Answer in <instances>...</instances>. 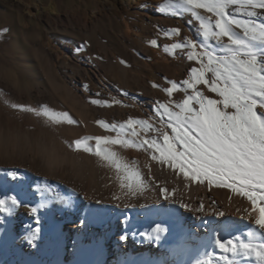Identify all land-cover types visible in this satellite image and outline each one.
I'll use <instances>...</instances> for the list:
<instances>
[{
  "label": "bare ground",
  "instance_id": "1",
  "mask_svg": "<svg viewBox=\"0 0 264 264\" xmlns=\"http://www.w3.org/2000/svg\"><path fill=\"white\" fill-rule=\"evenodd\" d=\"M89 1L101 11L92 26H88L91 22L87 11L80 4L65 9L64 15L55 16L58 24L52 33L70 49L75 62H63L57 67L55 62L45 61L48 54L38 34L36 55L42 62L19 63L24 73L30 76L36 73L37 81L23 88L19 79L0 73V198L16 195L22 202L12 214L0 213V262L198 264L207 259L206 251L210 255L220 254L214 243L221 232L216 228L217 221L232 225L229 231L222 232L224 239L243 236L246 240L250 226L259 231L252 221L242 219L256 216L254 212L249 214L251 201L230 189L185 179L182 174L158 165L141 149L115 145L114 150L120 151L146 176V165L150 166L155 178L154 184L142 193L125 195L118 178L124 173H118L94 152L86 153L73 146L75 139L85 135H115L97 123L101 119L119 123L130 117H151L155 122L153 101H178L185 94L181 84L169 97L164 91L170 86L168 81L182 82L190 68L199 65L189 61L184 52L188 62L184 73H179L177 64L158 65L155 70L143 58L152 55V45L158 48L170 45L183 36L202 42L196 26L187 23L189 14L179 18L159 11L157 6L164 0ZM123 15L149 31L150 38L129 37ZM74 16L78 17L77 22ZM176 26L182 29L180 37L164 35L166 29ZM154 39L158 41L155 45L151 43ZM199 87L212 98H219L208 86ZM77 90L88 95L89 100L78 95ZM115 98L126 100L130 109L119 110V115L113 116ZM92 99L108 104H93ZM12 104L25 108H13ZM44 105L68 111L78 123H56L37 115L43 112ZM42 135L54 142L50 166L37 155V141ZM89 143L95 147V141ZM13 170L18 172L15 180L6 174ZM155 184L176 191L170 200H165ZM201 204L203 210L198 211ZM31 207L38 208L35 216L30 213ZM216 212L225 215L217 216ZM156 224L167 229L159 238L153 234ZM236 224L240 225L238 229ZM244 225L247 229L240 232ZM37 227L40 231L33 238L31 233ZM124 236L127 238L123 239ZM239 259L240 264H257L254 258ZM212 264L217 261L212 260Z\"/></svg>",
  "mask_w": 264,
  "mask_h": 264
},
{
  "label": "snow or ice",
  "instance_id": "2",
  "mask_svg": "<svg viewBox=\"0 0 264 264\" xmlns=\"http://www.w3.org/2000/svg\"><path fill=\"white\" fill-rule=\"evenodd\" d=\"M157 7L174 17L189 14L187 23L195 25L198 37H202L201 42L199 38L183 36L164 46L173 52H184L189 61L199 65L191 67L182 82L170 80V86L164 89L171 97L182 84L183 98L153 101L155 122L151 117H130L119 123L98 120V124L116 134L85 135L75 139L73 146L86 153L94 152L118 173H124L118 178L125 195L142 193L154 184L155 178L151 176L150 166L146 165V176L120 151L114 150L115 145L141 149L158 165L182 174L185 179L230 189L251 201L254 211L257 202H261L257 216L242 217L252 221L259 231L250 226L246 240L243 236L224 239L222 232L229 231L232 225L217 221L216 228L221 232L214 243L220 254L210 255L206 251L207 259L198 264H212V260L217 264H240L241 257L264 264V0H164ZM181 33L182 29L176 26L166 29L164 35L180 37ZM151 43L155 45L158 41L154 39ZM199 86H208L219 98H212ZM90 102L108 104L99 99ZM12 107L25 108L20 104ZM43 108L37 115L56 123H78L68 111H56L48 105ZM90 141H95L94 148ZM6 174L13 180L18 176L15 170ZM155 186L165 200H170L176 191L163 184ZM20 206L22 202L16 195L0 198V213L12 214L14 207ZM182 207L189 206L182 204ZM202 210L201 204L198 211ZM37 212V207L30 208L32 215ZM39 231L35 228L31 236L35 238ZM165 231V227L156 224L153 234L159 238Z\"/></svg>",
  "mask_w": 264,
  "mask_h": 264
},
{
  "label": "rangeland",
  "instance_id": "3",
  "mask_svg": "<svg viewBox=\"0 0 264 264\" xmlns=\"http://www.w3.org/2000/svg\"><path fill=\"white\" fill-rule=\"evenodd\" d=\"M79 4L82 9H86L88 20L91 22L88 26H92V23H95L100 17L101 11L93 8V3L89 0L85 2L63 0L61 5L59 0H0V73H5V76L7 75L8 78L13 80L19 79L23 88L37 81L34 78L38 75L33 73V76H30V74L24 73L19 63L42 62L36 55L35 40H37L38 34L42 36L41 45L48 54L45 61L55 62L57 67H60L63 62H75L70 49L64 46L53 35L52 31L56 30L55 26L58 24L55 16L64 15L65 9ZM123 16L125 18L124 29L129 37L133 36L137 39L150 38L149 31L147 33L146 30L133 24L126 15ZM74 17L77 22L78 17ZM112 32H114V28H112ZM164 46L162 44L158 48L152 45L153 53L151 56L144 57V61L155 70H157L158 65L177 64L175 67L179 73H184L188 66L184 54L178 50L175 52L167 50ZM115 53L118 56L116 51ZM84 62L87 61L84 60ZM47 84L49 85L48 82ZM77 93L82 98L89 100L88 95H83L80 91ZM112 97L114 96L112 95ZM115 99L119 103H116L117 106L112 107L113 116H118L119 110L126 112L130 109V105L126 100ZM0 264L2 263L0 262Z\"/></svg>",
  "mask_w": 264,
  "mask_h": 264
},
{
  "label": "clouds",
  "instance_id": "4",
  "mask_svg": "<svg viewBox=\"0 0 264 264\" xmlns=\"http://www.w3.org/2000/svg\"><path fill=\"white\" fill-rule=\"evenodd\" d=\"M38 152L37 155L41 157L42 162L50 166V155L52 154V150L54 149V142L51 138H45L43 135L37 141Z\"/></svg>",
  "mask_w": 264,
  "mask_h": 264
}]
</instances>
